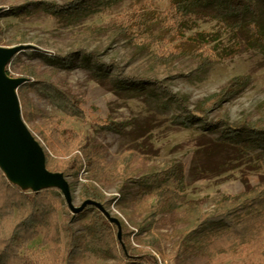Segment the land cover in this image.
<instances>
[{
	"label": "rangeland",
	"instance_id": "obj_1",
	"mask_svg": "<svg viewBox=\"0 0 264 264\" xmlns=\"http://www.w3.org/2000/svg\"><path fill=\"white\" fill-rule=\"evenodd\" d=\"M69 1L0 0V47L21 46L15 52V60H9V56L0 70L7 78L21 77V83L29 84L20 91L22 102L30 108L23 122L40 145L47 166L55 168L59 161H69L73 153L83 155L80 146L88 142L104 158V179L98 182L104 193L100 204L107 212L117 253L93 257V263H227L229 259L208 262L198 252L195 238L183 234L185 210L197 206L215 211L216 201L224 195L237 196L263 181L261 149L247 145L243 135L231 136L222 121L206 126L197 119L183 123L181 116L185 113L183 106L193 109L210 94L230 88L233 77L245 76L242 85L229 91L217 107L206 113V120L226 116L230 124L242 117L254 121L258 117L257 105L264 100V50L248 43L241 32L228 31L216 19L198 13L188 14L181 36L166 33L155 46L139 47L145 37L134 27L119 29L123 19L143 8L166 13L170 0H81L71 11L55 12L51 8L53 3ZM153 25L158 27V23ZM195 33L206 34L209 41L203 44L205 48L228 55L204 66L197 56L188 53L154 66L152 56L157 48H166L182 36ZM235 43L238 47H231ZM64 55L71 56L68 66L61 62ZM117 69L124 75L154 80L121 83L115 75ZM42 81L69 95L79 111L67 114L47 95ZM14 92L20 106L17 88ZM177 96L183 97L182 103ZM51 116L57 118L61 131L79 135L71 153L56 156L47 149L41 127ZM4 160L0 156L3 172L26 193L47 184L35 185L33 177L12 179L13 173ZM125 160L133 173L130 179L122 180L117 174ZM85 162L76 177H64L73 188L72 207H81L79 211L67 205L61 191L49 194L57 207L58 222H68L71 231L80 237L85 236L88 220L95 211L94 207L82 206L78 196L81 186L92 180V170ZM170 162L178 166L183 179L182 191L174 200L176 206L156 210L153 196L135 200L140 195L139 175ZM159 182L162 188L173 189L175 185L172 179L163 177H159ZM221 226V222L212 223L198 231L197 237L208 240ZM42 233L39 227L29 248L39 246ZM80 242L83 244V240ZM122 244L126 245L125 255L118 253ZM55 246L50 243L41 248ZM72 259L82 264L90 262L80 254Z\"/></svg>",
	"mask_w": 264,
	"mask_h": 264
},
{
	"label": "trees",
	"instance_id": "obj_2",
	"mask_svg": "<svg viewBox=\"0 0 264 264\" xmlns=\"http://www.w3.org/2000/svg\"><path fill=\"white\" fill-rule=\"evenodd\" d=\"M79 1L81 0H70L64 4L53 3L51 8L55 12L71 11L77 8ZM143 9L128 15L119 28L124 31L133 27L139 30L145 37L139 47L155 46L166 33L181 36V28L185 26L188 14L198 13L208 19H216L219 25L228 31L241 32L248 43L259 45L264 50V0H170L166 13L159 14ZM158 17L161 19L158 20ZM157 23L158 27L154 28L153 24ZM208 41L205 33L190 34L184 38L182 36L180 43L157 48L152 56L154 66L170 63L188 53L197 56L204 66L228 55L216 53L211 47L205 48L203 44ZM236 44L231 47H238ZM13 58L15 53L9 60H15ZM60 59L64 66H68L71 56L64 55ZM95 61L101 64L100 60ZM5 73L10 75L6 69ZM115 75L121 83L125 80L136 83L154 80L140 75H124L118 69ZM245 79V76H235L227 90L221 89L210 94L193 109L183 106L185 113L181 116V121L187 123L197 119L206 126L222 121L227 133L231 136L243 135L247 145L261 149L264 159V100L257 105L258 117L254 121L242 117L230 124L226 116H221L215 121L206 120V113L217 107L230 92L242 85ZM41 84L47 95L67 114L75 113V109L79 111L69 95L48 81H42ZM28 85L24 82L17 86L22 120L28 115L30 108L22 102L20 91ZM177 98L182 103L183 97ZM46 121L41 131L47 149L56 156L71 153L79 142V135L72 131H61L55 116ZM80 148L83 155L73 153L69 161H59L55 168L45 165L51 171H60L64 177H76L86 161V167L92 170V180L81 186L78 196L81 201L92 200L102 204L104 193L98 182L104 179V158L98 151L92 150L93 144L89 142ZM132 173L129 161L125 160L122 171H118L117 175L122 180H127ZM159 177L164 180L172 179L174 188L160 187ZM137 181L141 187L140 195L135 200L153 196L156 210L166 211L176 206L174 200L182 191L183 179L175 163L170 162L162 168L151 167L149 171L139 175ZM68 185L72 192L71 184ZM53 192H60L56 184L42 186L28 194L11 182L0 167V264H82L72 259L79 254L90 261L88 264H94L93 257L117 253L108 219L103 212L93 204L87 203L86 205L94 207L95 211L88 220L85 236L75 235L68 222H58L57 207L49 198V194ZM66 208L68 207L65 206ZM184 216L183 234L190 235V239L195 238L198 252L205 256L208 262L216 263L229 259L225 264H264V180L252 189L241 191L237 196L224 195L216 201L215 211L190 206L185 210ZM143 221L145 218L142 223ZM216 222H221L222 226L214 231L208 240L197 237L198 231ZM39 227L43 229L39 246L29 248L28 243L38 235ZM80 239L85 246H82ZM50 243H55L56 246L41 248ZM120 246L117 247L118 253L125 255L126 245Z\"/></svg>",
	"mask_w": 264,
	"mask_h": 264
},
{
	"label": "water",
	"instance_id": "obj_3",
	"mask_svg": "<svg viewBox=\"0 0 264 264\" xmlns=\"http://www.w3.org/2000/svg\"><path fill=\"white\" fill-rule=\"evenodd\" d=\"M21 46L9 48L0 47V66L9 56ZM24 78H7L0 70V156L12 175L33 177L35 185L41 180H50L59 188L67 205L75 212L81 207L74 208L71 204L69 185L61 172L51 171L45 165V158L40 145L35 141L29 129L20 117V106L14 89ZM42 186L37 187L39 189ZM36 189V190H37ZM91 203L101 212L107 214L102 205L92 200L82 201V206Z\"/></svg>",
	"mask_w": 264,
	"mask_h": 264
},
{
	"label": "bare ground",
	"instance_id": "obj_4",
	"mask_svg": "<svg viewBox=\"0 0 264 264\" xmlns=\"http://www.w3.org/2000/svg\"><path fill=\"white\" fill-rule=\"evenodd\" d=\"M19 178V176L18 175H12V179H14V180H16V179H18ZM30 177H28V179H29ZM41 183H47V184H49V183H51V181L50 180H41V181H39V184H41Z\"/></svg>",
	"mask_w": 264,
	"mask_h": 264
}]
</instances>
